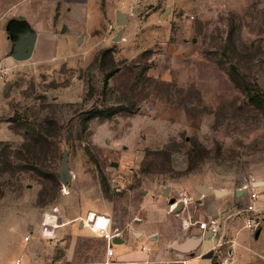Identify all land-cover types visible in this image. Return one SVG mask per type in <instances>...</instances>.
Returning <instances> with one entry per match:
<instances>
[{
    "label": "rangeland",
    "instance_id": "rangeland-1",
    "mask_svg": "<svg viewBox=\"0 0 264 264\" xmlns=\"http://www.w3.org/2000/svg\"><path fill=\"white\" fill-rule=\"evenodd\" d=\"M7 7L0 6L1 260H15L28 226L41 260L66 257L59 237L71 233L95 237L79 240L78 258L98 257L104 242L80 221L44 235L41 217L54 205L66 220L107 215L109 207L130 213L143 190H188L190 182L247 188L237 210L251 188L264 197V184L252 186L264 180V0H96L80 33L56 26L22 61L13 53L32 31L3 18ZM118 12L127 15L123 25ZM65 153L68 184L59 172ZM235 216L245 223L243 213Z\"/></svg>",
    "mask_w": 264,
    "mask_h": 264
},
{
    "label": "crops",
    "instance_id": "crops-1",
    "mask_svg": "<svg viewBox=\"0 0 264 264\" xmlns=\"http://www.w3.org/2000/svg\"><path fill=\"white\" fill-rule=\"evenodd\" d=\"M0 6H8L3 18L8 16L10 21L18 19L21 26L36 33L37 43L39 37L51 36L56 26L68 29L71 35L80 33L82 30L76 29L79 19L88 16V9L96 6V0H0ZM199 185H204L208 190L202 192ZM186 187L188 190L184 191L191 196V202L182 209H179L180 203L176 206L171 203L176 192L183 190L180 186L172 187L171 191L167 187L166 192L165 187L143 190L137 205L131 204L130 213L109 207L107 217L113 221V229L118 234L114 239L112 256L107 255L106 242L91 231L97 236L96 239L103 240L104 248L95 259L78 258L74 253L79 240L88 241L95 237L78 236L69 230L66 233L72 234L70 240L59 237V242L67 244L66 257L41 260L39 246L33 243V235L29 244L24 245L23 237L26 234H22L15 260L0 259V264H16L18 259L22 260V264H218L229 251H232V264H264V246L259 244L261 237H264V229L254 231L247 228L245 223L240 225L235 216L240 213L241 209L237 210L236 206L244 199L247 188H220L227 192L217 194L215 189L218 188L213 189L199 182H190ZM240 190L244 192L238 196ZM218 215L223 223L224 240L232 241L233 245L231 242L222 244L221 234L213 235L198 226L197 221ZM80 217L85 216L75 213L67 217L68 220L63 216V225L55 231V235L67 223L75 221H80V228H84ZM31 229L34 227L28 226L27 232ZM243 229H249L251 233L243 234ZM258 231L260 233L257 235ZM210 251H213V256L206 258Z\"/></svg>",
    "mask_w": 264,
    "mask_h": 264
},
{
    "label": "built area",
    "instance_id": "built-area-1",
    "mask_svg": "<svg viewBox=\"0 0 264 264\" xmlns=\"http://www.w3.org/2000/svg\"><path fill=\"white\" fill-rule=\"evenodd\" d=\"M250 202L245 205L240 213L245 216V226L249 229L257 231L263 227L264 224V203L263 195L260 192L255 191L251 188L249 193ZM191 202V196L184 190H178L175 196V202L172 206H176L178 203H183L184 205ZM83 225L88 226L90 230L99 235L107 245V255L112 256L114 253L113 243L114 239L117 237L115 229H113V221L107 215L100 213H89L85 217L79 218ZM41 227L44 230V235L47 237H54L55 231L63 225V214L61 208L57 205L47 208L41 217ZM200 229L208 231L213 235L221 234L223 238L222 244L227 241L224 240L223 223L221 222L220 216H211L203 221H197ZM32 239V229L27 232L23 237V244L28 245ZM145 249V247H143ZM232 251H229L227 257L220 260L218 264H232ZM16 264H22V260L18 259Z\"/></svg>",
    "mask_w": 264,
    "mask_h": 264
},
{
    "label": "water",
    "instance_id": "water-1",
    "mask_svg": "<svg viewBox=\"0 0 264 264\" xmlns=\"http://www.w3.org/2000/svg\"><path fill=\"white\" fill-rule=\"evenodd\" d=\"M126 18L127 15L123 12H118L117 15V23L119 25H123L126 22ZM121 33L120 32L117 36V38H115V41L121 40ZM36 38L37 35L35 32H27L24 39L21 41V43L15 48V52L13 53V57L16 60H27L29 58L32 57L34 49H35V43H36ZM60 176L63 180V182L65 184H68L69 181L72 179V173L68 167V154L65 153L64 157H63V162L60 168ZM264 184V180H260V181H254L252 183V186L256 187L259 185H263ZM200 190H208L207 187H205L204 185H199ZM168 190V188L165 189V192ZM217 194H224L227 192V190H220V189H215ZM244 190H240V192L238 193V196L241 195V193H243ZM175 199L171 200V203H174ZM179 205V209H182L184 207L183 203L178 204ZM260 233V231L257 232V235ZM213 256V251H210L208 254H206V258H210Z\"/></svg>",
    "mask_w": 264,
    "mask_h": 264
},
{
    "label": "trees",
    "instance_id": "trees-1",
    "mask_svg": "<svg viewBox=\"0 0 264 264\" xmlns=\"http://www.w3.org/2000/svg\"><path fill=\"white\" fill-rule=\"evenodd\" d=\"M217 264V263H216Z\"/></svg>",
    "mask_w": 264,
    "mask_h": 264
}]
</instances>
